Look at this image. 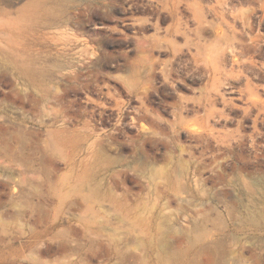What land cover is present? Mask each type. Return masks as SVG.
Instances as JSON below:
<instances>
[{
  "label": "rangeland",
  "instance_id": "obj_1",
  "mask_svg": "<svg viewBox=\"0 0 264 264\" xmlns=\"http://www.w3.org/2000/svg\"><path fill=\"white\" fill-rule=\"evenodd\" d=\"M0 264H264V0H0Z\"/></svg>",
  "mask_w": 264,
  "mask_h": 264
}]
</instances>
